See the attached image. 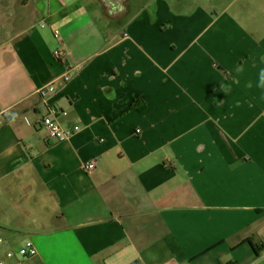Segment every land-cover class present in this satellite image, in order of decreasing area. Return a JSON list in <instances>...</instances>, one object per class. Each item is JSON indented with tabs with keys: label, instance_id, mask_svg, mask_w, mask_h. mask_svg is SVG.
I'll list each match as a JSON object with an SVG mask.
<instances>
[{
	"label": "crops",
	"instance_id": "obj_1",
	"mask_svg": "<svg viewBox=\"0 0 264 264\" xmlns=\"http://www.w3.org/2000/svg\"><path fill=\"white\" fill-rule=\"evenodd\" d=\"M261 69L264 0H0V258L264 264Z\"/></svg>",
	"mask_w": 264,
	"mask_h": 264
},
{
	"label": "built area",
	"instance_id": "obj_2",
	"mask_svg": "<svg viewBox=\"0 0 264 264\" xmlns=\"http://www.w3.org/2000/svg\"><path fill=\"white\" fill-rule=\"evenodd\" d=\"M55 36L57 38H60V35L58 32H55ZM57 58L64 60V52L57 51L56 53ZM64 79L67 81L70 79V76L66 74L64 76ZM55 89L54 82H49L45 86H42L39 88V91L42 94H45L46 92L53 91ZM60 114H67V111L65 110H59L54 107H50V110L47 114H45L41 119V131L46 139H52V140H65L69 138L75 130L79 128L78 125H74L70 128H64L61 126V124L58 122L57 117ZM83 167L87 171H92L97 167V162L94 160L86 161L83 164ZM6 241L3 233L0 231V244L4 243ZM6 259H16V262L9 263L3 258H0V264H24V261L26 259H31L37 255V248L34 244V242L31 239H27L23 242V244L18 248V250H14L13 248H8L4 252Z\"/></svg>",
	"mask_w": 264,
	"mask_h": 264
},
{
	"label": "clouds",
	"instance_id": "obj_3",
	"mask_svg": "<svg viewBox=\"0 0 264 264\" xmlns=\"http://www.w3.org/2000/svg\"><path fill=\"white\" fill-rule=\"evenodd\" d=\"M259 77H264V69H261ZM258 87L264 88V83H258Z\"/></svg>",
	"mask_w": 264,
	"mask_h": 264
},
{
	"label": "trees",
	"instance_id": "obj_4",
	"mask_svg": "<svg viewBox=\"0 0 264 264\" xmlns=\"http://www.w3.org/2000/svg\"><path fill=\"white\" fill-rule=\"evenodd\" d=\"M136 105L138 106V104L136 103Z\"/></svg>",
	"mask_w": 264,
	"mask_h": 264
}]
</instances>
